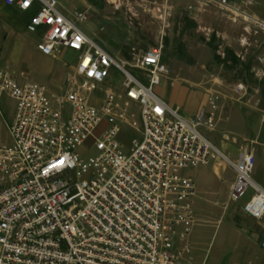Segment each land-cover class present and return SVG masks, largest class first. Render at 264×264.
Wrapping results in <instances>:
<instances>
[{"label":"built area","instance_id":"built-area-1","mask_svg":"<svg viewBox=\"0 0 264 264\" xmlns=\"http://www.w3.org/2000/svg\"><path fill=\"white\" fill-rule=\"evenodd\" d=\"M4 1L24 13L36 9L27 30L39 37L44 57L66 50L77 61L60 93L0 70V100L16 104L11 144H0V264H190L183 260L187 249H175V239L186 241L195 224V182L183 172L218 159L236 173L229 203L252 189L243 213L264 219V190L252 178L254 152L245 149L233 162L202 133L214 130L221 97L210 95L208 107L186 119L157 95L170 77L164 45L132 49L131 61H117L77 27L89 20L85 13L69 19L60 0ZM207 1L264 34V18L232 0ZM109 3L115 11L123 7L122 0ZM260 50L253 73L264 81V42ZM114 73L122 77L120 91L112 87ZM237 90L247 93L242 84ZM132 109L140 110L142 139L125 154L122 126L139 130ZM103 122L108 126L97 136ZM90 139L97 154L87 160Z\"/></svg>","mask_w":264,"mask_h":264},{"label":"rangeland","instance_id":"rangeland-1","mask_svg":"<svg viewBox=\"0 0 264 264\" xmlns=\"http://www.w3.org/2000/svg\"><path fill=\"white\" fill-rule=\"evenodd\" d=\"M123 1V10L118 14L123 13V17L128 18L127 25L131 33L123 48L124 57L122 58L129 62L131 48L134 46L146 50L164 45L165 61L176 57L179 60L176 62L183 69L181 75L171 74L172 80L195 90L207 91L209 95L218 94L221 97L220 103L223 101L225 104L220 106L217 117L221 114L222 118L227 120V112L232 110L236 115L235 121L244 124L247 128V135L258 132L261 139L264 138L262 124L264 81L258 79L253 73V69L257 66V56L261 51L260 46L264 41V34L260 30L242 18L222 11L228 23L225 32L203 31L197 37L188 38L182 45L167 47V27L178 25L176 17L170 14L169 8L172 0L168 4H165L164 0ZM233 1L236 2L237 9L243 11L242 1ZM262 12L264 15V4ZM161 15H165V21L160 20ZM9 19L15 28L16 35L11 38V41L8 38L5 43L3 38H7V34L3 32L2 36L0 35V70L7 71L22 80L26 78L31 83L45 86L51 92H60L57 89L61 87L67 88V78L74 72L73 69L69 71L72 63H67L66 69L69 72L66 75L62 65L36 56L33 53V45L38 41V36L27 31L26 18L10 16ZM76 25L88 34V21L76 22ZM115 59L119 61L116 57ZM113 81L112 87L120 91L122 77L114 73ZM239 84L246 87L245 95L237 90ZM2 104L5 108L4 118L8 120L12 116L15 102L6 96ZM65 112L68 113L69 108H66ZM132 113L136 115L134 122L138 124L139 130L131 124L122 126L118 140L125 154H130L134 140L142 139L140 110L132 109ZM1 123L0 121V141L11 144L7 130ZM218 125L217 119L213 131L205 129L203 131L218 132ZM107 126V123L103 122L97 136H100ZM221 137L226 143H233V145L237 143L233 141L229 133H222ZM263 147L261 142L253 144L247 141L240 146L238 158L245 149L252 150L257 157ZM220 151L223 153L222 150ZM83 153L86 154L87 160L97 154L92 139L86 143ZM223 155L233 162L238 160L224 153ZM210 165L229 168L225 161L219 159ZM220 188L222 197L219 201L215 200L214 204L200 201L198 208L194 205L195 224L186 241L175 239V249L184 250L186 248L187 253L183 260L190 264H264V245L262 241H256L254 237L255 232L264 229L257 225V220L233 214L234 209L237 210L238 206L246 204L251 199L252 192L249 191L246 198L239 203H229L226 184L222 182ZM182 232L183 229H179V234ZM254 241L257 242L256 246Z\"/></svg>","mask_w":264,"mask_h":264},{"label":"crops","instance_id":"crops-1","mask_svg":"<svg viewBox=\"0 0 264 264\" xmlns=\"http://www.w3.org/2000/svg\"><path fill=\"white\" fill-rule=\"evenodd\" d=\"M241 1L243 11L247 15L257 19L264 18V15L262 14V6L264 4V0ZM122 2L124 6V1L122 0ZM246 2H250L251 5L247 6ZM60 3L61 12L69 19H74L73 16L75 12L85 13L89 17V25L87 27L88 34L79 27L78 28L90 40L95 42L103 50L109 53L113 58L116 57L121 62H127L124 58H122L124 57L123 48L127 44V37L129 36L131 31L128 27L129 25H127L129 22L128 18L125 19L123 17L124 15H122L123 13L118 14L123 10V7L120 11H115L110 5L109 0H60ZM169 9L170 14L176 17V22L178 23V25H173L171 28L170 25H168L166 41L167 47H174V45H182L188 38L197 37L203 31H213V33H221L222 31L225 32L228 28V23L223 17V15L225 16V14L222 11L224 10L221 8L219 9L218 5L211 3L207 0H172L171 7ZM34 10L36 9H32L31 11L24 13L16 7L7 6L4 0H0V35L2 36L3 32L7 34V38H3L4 43L7 41L8 38L10 39L9 41H11V38H14V36L16 35L15 28L9 19L10 16H20L22 18H26L28 27L31 19L36 14V11ZM39 40L40 39L38 37V41L33 45V53L40 58H47L44 57L37 49ZM262 45L260 47H262ZM132 49H136L140 52H146L152 50L153 48L141 50L138 47L134 46L131 48V53ZM47 59L51 60V62L53 63H58L62 65L64 72L67 75L69 71H72V69L74 70L77 61V55L75 53L65 50L62 52L60 57L56 59ZM176 61H179L176 57L173 58V60H167V62L164 59L165 65L167 66L169 71H171L170 77L163 81L162 85L156 89V93L163 101H165L169 105L178 107L183 117H185L186 119H194L201 113L203 109H206L208 107L209 98L211 94L209 95L207 91L205 92L201 89H192L181 82L172 80L171 74L173 76H176L178 73L179 75H181V71L183 70ZM68 62L72 63V68L69 71H67L66 69V65ZM18 79L22 83L29 82L26 80V78L23 80L20 78ZM65 89V87H61L57 89V91L60 90V92H62ZM3 98L0 100V121L3 123V127H5L9 135L8 126L11 125L14 121L16 114V104L13 107L12 116L8 120H6L4 118L5 108L2 104ZM223 104L225 103L222 101V103H220V106L222 107ZM227 114V120L222 118L221 114L219 115V117H217L219 122L218 132L202 131L204 136L213 145H215L218 149L222 150L224 154H226L232 159L238 158L240 146H242L247 141L253 144L261 142L264 146V138L261 139V135H259L258 132H255L253 135L248 134V136L246 133L247 128L244 127V124H239L238 121H235L236 115L232 112V110L227 112ZM222 133H229L230 135H232L233 141H236L237 143L233 145V143H226L222 141ZM9 143H11V139ZM0 144L8 145V142L0 141ZM260 150L261 151L258 153L257 157L255 155L256 164L252 178L253 182L264 190V147ZM183 175L192 178L195 182L194 205L196 208L199 207V203L201 202L214 204V202L219 201L222 197V192L220 188V184L222 182H224L227 186V198L229 202L231 186L236 178V173L233 168L211 166L209 164L207 166H200L196 169L186 170L183 172ZM249 191L252 192L253 196L254 191L252 189ZM244 205L245 204L238 206L237 210L234 209L235 211H233V214L235 213L237 214V216L240 215L246 217L242 210ZM256 223L264 229V219L259 220ZM254 237L256 238V241H262V245H264V230H261L260 232H255ZM256 241H254L255 246L257 243Z\"/></svg>","mask_w":264,"mask_h":264},{"label":"snow or ice","instance_id":"snow-or-ice-1","mask_svg":"<svg viewBox=\"0 0 264 264\" xmlns=\"http://www.w3.org/2000/svg\"><path fill=\"white\" fill-rule=\"evenodd\" d=\"M25 6H27V0H26V3H25Z\"/></svg>","mask_w":264,"mask_h":264}]
</instances>
